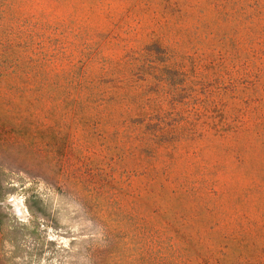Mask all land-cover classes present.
Here are the masks:
<instances>
[{
    "label": "rangeland",
    "instance_id": "rangeland-1",
    "mask_svg": "<svg viewBox=\"0 0 264 264\" xmlns=\"http://www.w3.org/2000/svg\"><path fill=\"white\" fill-rule=\"evenodd\" d=\"M257 0H0V264H264Z\"/></svg>",
    "mask_w": 264,
    "mask_h": 264
},
{
    "label": "trees",
    "instance_id": "trees-1",
    "mask_svg": "<svg viewBox=\"0 0 264 264\" xmlns=\"http://www.w3.org/2000/svg\"><path fill=\"white\" fill-rule=\"evenodd\" d=\"M260 1H261V0H257L258 3H260ZM261 3H262V6H263V8H264V0H262Z\"/></svg>",
    "mask_w": 264,
    "mask_h": 264
}]
</instances>
